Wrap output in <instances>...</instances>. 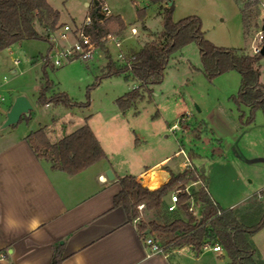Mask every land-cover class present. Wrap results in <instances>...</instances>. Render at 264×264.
<instances>
[{
    "label": "rangeland",
    "instance_id": "obj_1",
    "mask_svg": "<svg viewBox=\"0 0 264 264\" xmlns=\"http://www.w3.org/2000/svg\"><path fill=\"white\" fill-rule=\"evenodd\" d=\"M92 1L49 0L59 9L63 20L71 21L73 17L78 22L79 25L65 23L72 27L83 25L88 9L86 2ZM106 2L111 12L120 13L127 24L126 29L113 33L120 39L126 56L132 48L151 39V32L163 28L159 3L151 0ZM173 3L174 21L196 15L202 21L207 39L213 44L253 53L257 32L264 25L261 8L252 6L254 19L246 29L242 18L244 0H173ZM139 9L145 11L143 20L139 18ZM143 25L150 32H145ZM132 26L137 28L136 33H132ZM39 30L47 34L40 27ZM96 43L99 47L93 58H77L64 61L62 65L54 64L56 52L48 37L47 40L25 39L2 50L0 121L3 111L19 95H25L34 107L30 116L23 115L15 124L2 127L4 122L0 123V137L9 130H31L47 125L51 139L56 141L72 127L88 122L100 135L111 160L119 166L127 165L133 171L183 147L186 153H177L169 162L174 171H180V163L189 157L190 150H194L201 156L194 158V162L200 169L204 168L202 172L208 177L212 196L224 199L226 204L222 205L235 203L245 217L242 221L257 222L264 212V206L256 205L254 202L258 199L253 196L264 188V114L258 110L255 122L241 123L239 108L232 98L239 90L241 74L232 70L210 80L203 71L199 46L192 42L171 57L163 81L154 85L151 93L145 92L131 108L122 111L117 98L137 87L139 82L123 75L104 76L108 54L113 61L120 62L119 48L103 40V36L100 43ZM62 45L68 43L61 42ZM259 68L264 81V57ZM47 82L51 84L47 97L64 92L74 102H90V105H40L38 98ZM242 109L248 112L246 106ZM182 117L186 120L184 123ZM175 121H178V128L170 129ZM185 125L188 127L183 130ZM145 176L150 185L155 186L161 181L158 174L146 173ZM199 185L191 184L189 188ZM193 214L200 216V208L194 206ZM181 215L185 217L184 213ZM150 217L151 214L140 211L137 222L141 218L147 221ZM252 240L258 258L264 261V228L253 235ZM172 248V245L164 246L167 252ZM222 254L208 249L199 258L187 253L179 260L180 264H227L229 258L225 252Z\"/></svg>",
    "mask_w": 264,
    "mask_h": 264
},
{
    "label": "trees",
    "instance_id": "obj_2",
    "mask_svg": "<svg viewBox=\"0 0 264 264\" xmlns=\"http://www.w3.org/2000/svg\"><path fill=\"white\" fill-rule=\"evenodd\" d=\"M151 1L166 4L161 6L160 11L163 28L158 32H151V39L138 48H132L126 61L115 62L108 54L109 61L104 76L123 75L128 80L135 79L139 82L137 87L117 98L119 108L125 111L144 97L145 92L151 93L152 87L163 81L171 57L186 45L195 42L199 46L207 78L213 80L232 70L241 74L239 90L232 97L239 108L241 123L247 125L255 122L258 110H262L264 114V84L261 82L259 68L264 54H250L241 48L217 46L207 39L200 17L190 15L174 21V3L168 5L173 0ZM254 5L247 1L242 8L246 29H249L254 19ZM138 15L143 20L145 11L139 9ZM88 16L91 17L92 24L86 27V31L98 43L108 32H121L127 27L120 15H112L101 21L102 15L97 3L90 9ZM61 24L59 10L48 0H0V52L25 39L47 40V34L41 32L39 27L47 33L49 29L54 30ZM143 29H146L145 25ZM45 60L47 64L50 62L48 57ZM50 87L51 84L47 82L42 88L38 98L40 105H90V102H74L64 92L47 97L46 92ZM243 105L248 108V112L242 109ZM26 138L38 158L49 161L53 168L69 174L79 173L106 157L103 146L88 122L56 142L49 138L42 127L31 131ZM197 157L201 156L190 150L189 166L181 172H171L170 179L155 189L133 187L134 176L131 174L119 177L121 189L114 197V205L122 206L128 221L133 222L140 217L138 205L144 203L143 211L151 214V217L147 221L141 218L137 222L138 234L142 240L152 235L163 246H190L196 256L204 251L206 245L220 243L229 258L227 264H264L258 258L252 240L253 235L264 228V212L257 222L248 224L242 221L245 217L238 208H223L209 191L208 177L194 162ZM198 183L199 186L189 188L191 184ZM175 190H180L177 209L171 211L170 197ZM255 196L258 200L254 203L264 206V188ZM191 202L200 208V216H195L189 210ZM60 260L57 252L50 264H59Z\"/></svg>",
    "mask_w": 264,
    "mask_h": 264
},
{
    "label": "crops",
    "instance_id": "obj_3",
    "mask_svg": "<svg viewBox=\"0 0 264 264\" xmlns=\"http://www.w3.org/2000/svg\"><path fill=\"white\" fill-rule=\"evenodd\" d=\"M159 4L160 12L165 4ZM86 5L88 15L94 0ZM112 14L124 20L120 13ZM60 22L79 25L73 17L71 21L63 20L61 12ZM145 27V32H150ZM261 82L264 84L263 80ZM12 104L3 111L0 123L5 121ZM182 120V123L186 121L184 117ZM90 126L103 146L100 135ZM41 127L51 139L47 125L37 129ZM78 127H72L66 135ZM37 129L9 130L0 137V264H50L57 252L61 258L59 264H180L181 255H195L190 246L173 247L170 252H151L139 237L137 222L128 221L125 209L114 205V197L121 189L119 177L131 174L133 187L155 189L170 179L171 172L178 173L188 167V156L180 163V171L169 166L177 153L181 150L186 153L183 147L133 171L127 165H116L103 146L105 158L79 173L69 174L36 156L26 137ZM108 169L115 174L113 179L107 177ZM146 173L158 174L161 181L150 185ZM208 188L211 192V186ZM213 198L223 208H237L235 203L222 205L226 202L221 197ZM9 215L21 221V227L8 230L5 219ZM32 217L40 220L35 231L27 227ZM216 253L221 255L224 251Z\"/></svg>",
    "mask_w": 264,
    "mask_h": 264
},
{
    "label": "built area",
    "instance_id": "obj_4",
    "mask_svg": "<svg viewBox=\"0 0 264 264\" xmlns=\"http://www.w3.org/2000/svg\"><path fill=\"white\" fill-rule=\"evenodd\" d=\"M247 1L254 3L257 7L264 10V0H246V1L244 0V2ZM96 3L99 4V11L102 15L101 21L112 16V12L104 0H94V4ZM91 24H92V19L90 16L87 15L83 25L72 27L69 24L63 23L54 30L51 29L48 30L47 32L48 41H50L53 44L52 49H55L56 52V59L54 60L55 65H62L64 61H71L77 58L84 60L93 58L99 46L95 41H93L91 34H89L86 31V27ZM263 27L262 29L260 28L259 31L257 32L256 42L252 45L253 53L261 52L262 46L264 44ZM131 30L132 33L137 32V28L135 26H132ZM103 40L105 41L107 40L109 44H115L119 48L118 61L123 62L127 60L126 54L123 52L122 49L121 41L117 37V35L113 33H107L106 35L103 36ZM61 42H67L68 45L61 46ZM1 99H4V97H1ZM181 119L179 120V122L182 121ZM177 122H175L170 127V129L178 128L179 124ZM183 130H186V127H183ZM181 151L183 152V150ZM186 190H188V188H186ZM179 191L180 190H175L171 194L170 204H169V210L171 211L177 209ZM194 206H195L194 202H191L189 210L193 213H194ZM144 207H145L144 203H140L138 205V209L140 211H143ZM135 222H137V219H135ZM144 243L151 252L164 251V246L161 245V243H159L158 241H156V239L152 235H148L144 239ZM206 249H212L213 251L219 253L224 251V248L220 243L206 245L204 250Z\"/></svg>",
    "mask_w": 264,
    "mask_h": 264
},
{
    "label": "water",
    "instance_id": "obj_5",
    "mask_svg": "<svg viewBox=\"0 0 264 264\" xmlns=\"http://www.w3.org/2000/svg\"><path fill=\"white\" fill-rule=\"evenodd\" d=\"M172 4L173 1H169L168 5ZM261 53L264 54V44L262 46ZM33 107V104L25 95L17 96L13 104L11 105L9 111H7L6 113V119L3 123V127H7L9 125L19 122L23 115L30 116ZM201 170L204 171V168L202 167ZM106 174L109 179H113L115 177V174L113 173L112 169H108Z\"/></svg>",
    "mask_w": 264,
    "mask_h": 264
},
{
    "label": "clouds",
    "instance_id": "obj_6",
    "mask_svg": "<svg viewBox=\"0 0 264 264\" xmlns=\"http://www.w3.org/2000/svg\"><path fill=\"white\" fill-rule=\"evenodd\" d=\"M22 222L19 221L14 215H9L5 219V226L8 230H16L21 227ZM40 225V220L38 217H32L28 221L27 227L29 231H35Z\"/></svg>",
    "mask_w": 264,
    "mask_h": 264
}]
</instances>
